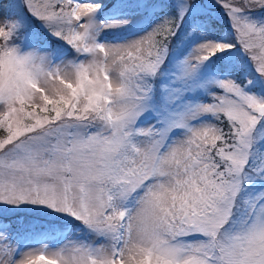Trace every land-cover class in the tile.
<instances>
[{
	"label": "snow or ice",
	"instance_id": "1",
	"mask_svg": "<svg viewBox=\"0 0 264 264\" xmlns=\"http://www.w3.org/2000/svg\"><path fill=\"white\" fill-rule=\"evenodd\" d=\"M0 264H264V0L0 3Z\"/></svg>",
	"mask_w": 264,
	"mask_h": 264
},
{
	"label": "rangeland",
	"instance_id": "2",
	"mask_svg": "<svg viewBox=\"0 0 264 264\" xmlns=\"http://www.w3.org/2000/svg\"><path fill=\"white\" fill-rule=\"evenodd\" d=\"M4 2V0H0V3H3ZM87 2V0H81V3H86ZM149 27H150V25H149ZM144 30H147V29H144ZM134 34H136V35H138V34H140L139 32H137V33H134ZM119 36L120 38H129V34L124 30V29H118V30H114V31H110L109 32V41L111 42V40H112V37L113 36ZM192 43H194V41H191V45H192ZM191 45L189 46V47H191ZM213 66H212V64H211V62H206L205 63V68L206 69H211Z\"/></svg>",
	"mask_w": 264,
	"mask_h": 264
},
{
	"label": "trees",
	"instance_id": "3",
	"mask_svg": "<svg viewBox=\"0 0 264 264\" xmlns=\"http://www.w3.org/2000/svg\"><path fill=\"white\" fill-rule=\"evenodd\" d=\"M212 66H214V64H212Z\"/></svg>",
	"mask_w": 264,
	"mask_h": 264
}]
</instances>
